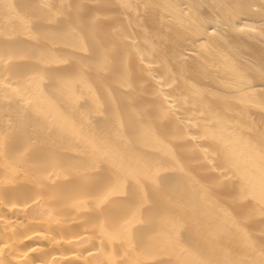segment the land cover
Segmentation results:
<instances>
[{
  "label": "bare ground",
  "instance_id": "1",
  "mask_svg": "<svg viewBox=\"0 0 264 264\" xmlns=\"http://www.w3.org/2000/svg\"><path fill=\"white\" fill-rule=\"evenodd\" d=\"M0 264H264V0H0Z\"/></svg>",
  "mask_w": 264,
  "mask_h": 264
}]
</instances>
